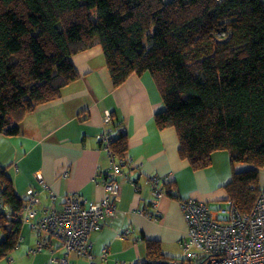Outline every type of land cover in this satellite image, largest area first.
<instances>
[{
    "label": "trees",
    "instance_id": "obj_1",
    "mask_svg": "<svg viewBox=\"0 0 264 264\" xmlns=\"http://www.w3.org/2000/svg\"><path fill=\"white\" fill-rule=\"evenodd\" d=\"M94 45L114 87L152 77L163 105L156 127L175 130L192 170L220 151L247 167L233 171L225 201L249 214L264 181V0H0V134L18 135L25 115L58 99L78 78L70 57ZM105 147L127 166L123 130ZM26 205L0 165V259L19 245ZM145 245L136 264H185Z\"/></svg>",
    "mask_w": 264,
    "mask_h": 264
},
{
    "label": "crops",
    "instance_id": "obj_2",
    "mask_svg": "<svg viewBox=\"0 0 264 264\" xmlns=\"http://www.w3.org/2000/svg\"><path fill=\"white\" fill-rule=\"evenodd\" d=\"M70 61L78 78L62 88L60 97L25 115L18 135L0 134V165L20 198L26 199L30 189L38 194L37 219L46 211L61 210L68 195L78 194L86 204L95 203L105 196L102 181L111 165L98 136L112 129L115 138L121 129L127 136L129 162L120 169L126 178L118 177L116 211L89 235L90 258L68 254L53 241L50 248L32 253L37 239L31 229L35 218H31L22 226L18 247L0 264H63L61 260L67 264H136L145 261V241L158 242L165 257L183 258L180 243L188 226L180 202L224 207L225 186L233 171L242 170L241 165L233 168L224 151L214 153L211 164L202 170H192L181 160L175 130H160L154 122L163 105L148 73L132 74L114 87L97 45L72 55ZM109 118L107 126L104 120ZM114 122L115 129L109 127ZM153 177L160 179L162 189L156 204L151 195ZM164 181L173 184L176 198L164 192Z\"/></svg>",
    "mask_w": 264,
    "mask_h": 264
},
{
    "label": "built area",
    "instance_id": "obj_3",
    "mask_svg": "<svg viewBox=\"0 0 264 264\" xmlns=\"http://www.w3.org/2000/svg\"><path fill=\"white\" fill-rule=\"evenodd\" d=\"M104 122L108 126L111 119ZM110 132L106 129L98 136L111 161L110 170L102 181L104 198L86 204L80 195H68L61 210L44 212L31 223L32 230L39 237L36 252L50 248L51 240H56L68 254L90 258L89 235L101 228L103 219L114 216L115 203L120 195L118 177L123 173L120 171L118 160L105 147ZM35 177L42 183L39 173H36ZM123 177L126 178V175ZM150 184L153 204H156L162 190L160 179L153 177ZM39 204L38 194L31 189L28 190L27 205L21 215L23 222L37 216L36 207ZM180 207L188 226L187 235L180 243L182 256L186 262L264 264V181L249 214L239 213L235 205L228 200L225 201L224 207L216 209L192 200L181 201ZM105 257L104 251L102 259ZM61 262L67 264L65 260Z\"/></svg>",
    "mask_w": 264,
    "mask_h": 264
},
{
    "label": "rangeland",
    "instance_id": "obj_4",
    "mask_svg": "<svg viewBox=\"0 0 264 264\" xmlns=\"http://www.w3.org/2000/svg\"><path fill=\"white\" fill-rule=\"evenodd\" d=\"M168 1H170V0H163V2H168ZM238 166H239V165H238ZM234 167H236V166L233 165V168H234ZM241 167H242V170H241V171H243V170H247V167L242 166V165H241ZM229 168H230V167H229ZM262 175H263V172H261L260 176H262ZM29 220H30V219H29ZM36 220H37V218L35 217V220H34V221H36ZM27 222H29V221H27ZM27 222H24L23 224H27ZM53 243L56 244V243H58V241L54 240ZM176 258H177V257H176ZM179 258H180V257H179ZM194 264H195V263H194Z\"/></svg>",
    "mask_w": 264,
    "mask_h": 264
}]
</instances>
